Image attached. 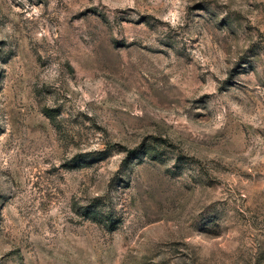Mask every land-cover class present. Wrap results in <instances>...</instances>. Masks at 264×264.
Masks as SVG:
<instances>
[{
    "label": "rangeland",
    "instance_id": "374dc122",
    "mask_svg": "<svg viewBox=\"0 0 264 264\" xmlns=\"http://www.w3.org/2000/svg\"><path fill=\"white\" fill-rule=\"evenodd\" d=\"M0 264H264V0H0Z\"/></svg>",
    "mask_w": 264,
    "mask_h": 264
}]
</instances>
